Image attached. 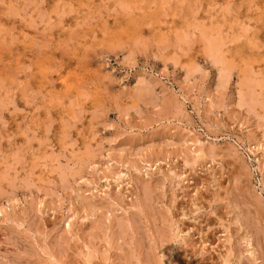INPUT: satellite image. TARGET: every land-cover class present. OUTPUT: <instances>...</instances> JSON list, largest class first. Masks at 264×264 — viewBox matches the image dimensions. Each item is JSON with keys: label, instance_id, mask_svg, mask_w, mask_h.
<instances>
[{"label": "rangeland", "instance_id": "rangeland-1", "mask_svg": "<svg viewBox=\"0 0 264 264\" xmlns=\"http://www.w3.org/2000/svg\"><path fill=\"white\" fill-rule=\"evenodd\" d=\"M0 264H264V0H0Z\"/></svg>", "mask_w": 264, "mask_h": 264}, {"label": "bare ground", "instance_id": "bare-ground-1", "mask_svg": "<svg viewBox=\"0 0 264 264\" xmlns=\"http://www.w3.org/2000/svg\"><path fill=\"white\" fill-rule=\"evenodd\" d=\"M71 79V78H70Z\"/></svg>", "mask_w": 264, "mask_h": 264}]
</instances>
